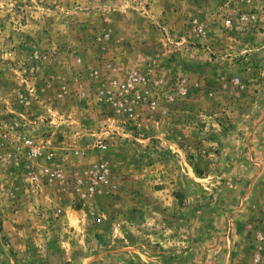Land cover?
<instances>
[{
  "label": "rangeland",
  "instance_id": "rangeland-1",
  "mask_svg": "<svg viewBox=\"0 0 264 264\" xmlns=\"http://www.w3.org/2000/svg\"><path fill=\"white\" fill-rule=\"evenodd\" d=\"M133 69L165 77L156 110L95 102ZM262 248L264 0H0V264H253Z\"/></svg>",
  "mask_w": 264,
  "mask_h": 264
},
{
  "label": "built area",
  "instance_id": "built-area-1",
  "mask_svg": "<svg viewBox=\"0 0 264 264\" xmlns=\"http://www.w3.org/2000/svg\"><path fill=\"white\" fill-rule=\"evenodd\" d=\"M231 24V20L227 21ZM198 32L203 33V27L199 26ZM95 79L98 77V72L92 74ZM167 81L165 77L158 75H150L140 69L129 71L123 79H101L99 85L94 92V100L97 104L111 105L114 108L131 112L137 107L147 105L151 110L158 108ZM23 144L26 149V157L29 160H38L44 158L42 147L32 137H24ZM99 148L102 152L107 151L108 145L100 142ZM85 155V151L77 152V154ZM50 159V157H47ZM109 173V168L106 163H101L93 171L92 185L90 191L95 192L99 184H102ZM52 177L60 176V173L55 171L51 173ZM32 179H35L33 177ZM263 251L257 254L253 264H264V248Z\"/></svg>",
  "mask_w": 264,
  "mask_h": 264
}]
</instances>
